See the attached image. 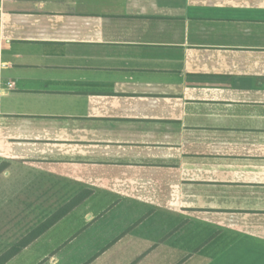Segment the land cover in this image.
Returning <instances> with one entry per match:
<instances>
[{"label":"crops","instance_id":"0c3cea01","mask_svg":"<svg viewBox=\"0 0 264 264\" xmlns=\"http://www.w3.org/2000/svg\"><path fill=\"white\" fill-rule=\"evenodd\" d=\"M2 164L5 264H264V0H0Z\"/></svg>","mask_w":264,"mask_h":264},{"label":"trees","instance_id":"16d2710c","mask_svg":"<svg viewBox=\"0 0 264 264\" xmlns=\"http://www.w3.org/2000/svg\"><path fill=\"white\" fill-rule=\"evenodd\" d=\"M6 164L0 165V174L6 170ZM87 195H81L76 197L66 206L60 208L56 213H54L48 220L43 222L34 231H32L28 236L20 240L17 244L11 247L7 252L0 256V264H5L14 256L19 254L25 247L35 241L40 235H42L46 230L53 226L56 222L62 219L68 212L74 208L77 204L86 199Z\"/></svg>","mask_w":264,"mask_h":264},{"label":"rangeland","instance_id":"374dc122","mask_svg":"<svg viewBox=\"0 0 264 264\" xmlns=\"http://www.w3.org/2000/svg\"><path fill=\"white\" fill-rule=\"evenodd\" d=\"M15 201H16V199H15ZM15 201H13V202H10V203H8L7 205H6V207L4 208V209H0V221H4V220H10V217L13 215V213L7 208V206L8 205H11L12 203L14 204V202ZM16 215H19V214H16ZM2 229V228H1ZM3 230H4V228H3ZM3 230H0V231H3ZM5 238V237H4ZM6 239V238H5ZM2 247H7V246H5V245H1V243H0V249L2 248ZM4 248L1 250V251H4ZM46 249V247L45 248H42V250L41 251H44ZM0 251V252H1ZM6 251V250H5ZM4 253V252H3ZM33 261V259L31 260V262ZM29 263V261L28 260H24V261H22V259L20 260V262H19V264H28ZM66 264V263H65ZM213 264H223V260H221L220 258L219 259H217Z\"/></svg>","mask_w":264,"mask_h":264}]
</instances>
